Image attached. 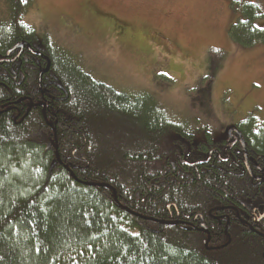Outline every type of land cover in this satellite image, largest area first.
Instances as JSON below:
<instances>
[{"label":"trees","instance_id":"16d2710c","mask_svg":"<svg viewBox=\"0 0 264 264\" xmlns=\"http://www.w3.org/2000/svg\"><path fill=\"white\" fill-rule=\"evenodd\" d=\"M0 2V264H264V127L215 138L40 39L33 0ZM230 36L264 43L261 4Z\"/></svg>","mask_w":264,"mask_h":264},{"label":"rangeland","instance_id":"374dc122","mask_svg":"<svg viewBox=\"0 0 264 264\" xmlns=\"http://www.w3.org/2000/svg\"><path fill=\"white\" fill-rule=\"evenodd\" d=\"M246 3L264 9V0H33L25 22L97 81L150 93L222 139L250 116L264 127V43L239 47L230 36Z\"/></svg>","mask_w":264,"mask_h":264},{"label":"water","instance_id":"95a60500","mask_svg":"<svg viewBox=\"0 0 264 264\" xmlns=\"http://www.w3.org/2000/svg\"><path fill=\"white\" fill-rule=\"evenodd\" d=\"M25 46H26V43L20 45V49H21V51H23V49H24ZM235 131H236V133L239 135V137L242 139V135H241L240 131H239L238 129H235ZM229 134H231V131L229 132ZM243 146H245V143H244V142H243ZM58 159H59V161H60L59 155H58ZM246 163H247V161H246ZM247 165H248V164H247ZM115 196L117 197L116 191H115ZM203 231H204L205 233H208V231L205 230V229H204ZM209 244H210V236H209V240H208V242L206 243V248H207V249H210V250H214V249H211V248H210Z\"/></svg>","mask_w":264,"mask_h":264},{"label":"flooded vegetation","instance_id":"af4514ba","mask_svg":"<svg viewBox=\"0 0 264 264\" xmlns=\"http://www.w3.org/2000/svg\"><path fill=\"white\" fill-rule=\"evenodd\" d=\"M235 129H237L235 126L230 130L231 131V134H229V133H227V138H232V139H236V140H239L240 139V137H239V135L236 133V131H235ZM229 131V132H230ZM262 175H264V174H260L259 175V177H258V180H259V182H263V180H262Z\"/></svg>","mask_w":264,"mask_h":264}]
</instances>
